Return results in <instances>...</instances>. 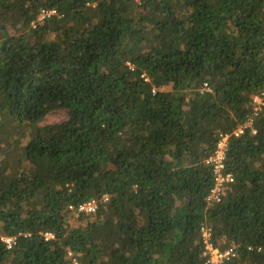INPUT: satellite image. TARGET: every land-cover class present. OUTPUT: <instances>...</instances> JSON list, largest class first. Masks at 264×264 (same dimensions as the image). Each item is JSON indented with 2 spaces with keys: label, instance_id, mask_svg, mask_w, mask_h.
<instances>
[{
  "label": "trees",
  "instance_id": "1",
  "mask_svg": "<svg viewBox=\"0 0 264 264\" xmlns=\"http://www.w3.org/2000/svg\"><path fill=\"white\" fill-rule=\"evenodd\" d=\"M263 91L264 0H0V264H264Z\"/></svg>",
  "mask_w": 264,
  "mask_h": 264
},
{
  "label": "built area",
  "instance_id": "2",
  "mask_svg": "<svg viewBox=\"0 0 264 264\" xmlns=\"http://www.w3.org/2000/svg\"><path fill=\"white\" fill-rule=\"evenodd\" d=\"M56 14L55 10L52 11H45L43 10L38 22L44 21L47 17ZM130 65V64H129ZM132 66V65H131ZM148 80V79H147ZM207 87V84L205 85ZM157 90L154 89L153 93L156 94ZM254 111L255 114H257L259 111L262 110L264 106V91L261 95H258L254 98ZM251 122L249 123L250 126ZM244 133V128L241 127L238 131L234 132L235 136H239ZM232 135H226L224 138H222V141L219 144V148L216 151L215 155L212 156L209 160H207L208 164L214 165V175L216 184L215 187L212 189L209 197L207 198L208 205L211 206L214 203H219L222 200V197L225 194V189L228 185L234 183V176L232 174L224 173L225 170V160H226V146L227 142ZM107 200V197L105 198V201ZM70 211H73L75 214H89L94 215L96 214V211L98 209V202L96 200H91L89 202H85L81 205H78V207L70 206ZM204 241L206 244V252L204 255L207 257L209 256L208 263L210 264H225L226 261H230L234 258H236L237 253L233 248L227 249L226 251L222 252L220 249L214 247V245L211 242V229L204 227L202 229ZM47 238H52L50 234H46ZM1 239L7 243L8 248H11L13 246L14 238H8V237H1ZM75 263L77 264V261L75 260Z\"/></svg>",
  "mask_w": 264,
  "mask_h": 264
},
{
  "label": "rangeland",
  "instance_id": "3",
  "mask_svg": "<svg viewBox=\"0 0 264 264\" xmlns=\"http://www.w3.org/2000/svg\"><path fill=\"white\" fill-rule=\"evenodd\" d=\"M162 90L164 91H171V88L169 87H165L163 88ZM66 118V113L65 111H57L55 113H51L49 114L39 125L38 127H44L46 125H50V124H55V123H58V122H61L63 121L64 119ZM11 159V158H10ZM4 160V159H3ZM2 160V161H3ZM13 163H15L14 161H16V159H11ZM1 163V162H0ZM72 215V221L71 223L73 224H78L80 223V219H83L81 220L83 222V224H85L87 222V219L86 218H79L80 215L79 214H71ZM90 217L92 218L93 215H90Z\"/></svg>",
  "mask_w": 264,
  "mask_h": 264
}]
</instances>
